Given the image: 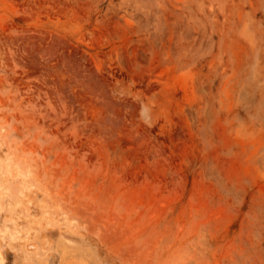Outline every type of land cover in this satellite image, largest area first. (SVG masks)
<instances>
[{
	"label": "rangeland",
	"instance_id": "1",
	"mask_svg": "<svg viewBox=\"0 0 264 264\" xmlns=\"http://www.w3.org/2000/svg\"><path fill=\"white\" fill-rule=\"evenodd\" d=\"M0 252L264 264V0H0Z\"/></svg>",
	"mask_w": 264,
	"mask_h": 264
},
{
	"label": "bare ground",
	"instance_id": "2",
	"mask_svg": "<svg viewBox=\"0 0 264 264\" xmlns=\"http://www.w3.org/2000/svg\"><path fill=\"white\" fill-rule=\"evenodd\" d=\"M65 246V245H64ZM70 248V247H69ZM64 249V248H63ZM82 249V248H81ZM66 251V250H65ZM69 252V251H68ZM73 252V251H72ZM1 253V252H0ZM100 254V253H99ZM63 255V254H62ZM98 256H100V255H98ZM1 258V257H0ZM2 258H4V257H2ZM1 260V259H0ZM74 260H75V258H74ZM102 260V259H101ZM69 261V260H68ZM71 261V260H70ZM1 262V261H0ZM72 263V262H71ZM75 263V262H74ZM41 264H42V261H41Z\"/></svg>",
	"mask_w": 264,
	"mask_h": 264
}]
</instances>
